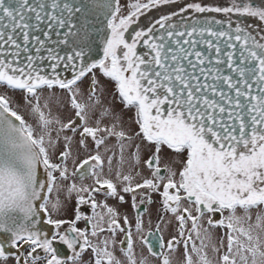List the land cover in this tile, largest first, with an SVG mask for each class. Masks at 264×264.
<instances>
[{
	"label": "snow or ice",
	"instance_id": "obj_1",
	"mask_svg": "<svg viewBox=\"0 0 264 264\" xmlns=\"http://www.w3.org/2000/svg\"><path fill=\"white\" fill-rule=\"evenodd\" d=\"M0 264H264V4L0 0Z\"/></svg>",
	"mask_w": 264,
	"mask_h": 264
},
{
	"label": "rangeland",
	"instance_id": "obj_2",
	"mask_svg": "<svg viewBox=\"0 0 264 264\" xmlns=\"http://www.w3.org/2000/svg\"><path fill=\"white\" fill-rule=\"evenodd\" d=\"M129 2H131V0H129ZM161 11H162V9H153L151 12L146 14L147 18L141 17V21H140L141 24H146L148 22V19H151V18L157 16L156 15L157 13L162 14L163 12H161ZM17 99H18V96H17ZM121 208H125L126 210L130 209L129 205H127V204L122 205Z\"/></svg>",
	"mask_w": 264,
	"mask_h": 264
},
{
	"label": "flooded vegetation",
	"instance_id": "obj_3",
	"mask_svg": "<svg viewBox=\"0 0 264 264\" xmlns=\"http://www.w3.org/2000/svg\"><path fill=\"white\" fill-rule=\"evenodd\" d=\"M124 2V0H122V3ZM182 2H183V0H182ZM256 3L259 5V4H264V0H256ZM172 6H162L160 9H162V11L161 12H167V11H169L170 10V8H171ZM157 16H155V17H158L159 15H160V13H157L156 14ZM109 203H115V201H109ZM121 211L122 212H126V213H128L129 215H132V209L130 208V209H128V210H126L125 208H121Z\"/></svg>",
	"mask_w": 264,
	"mask_h": 264
}]
</instances>
